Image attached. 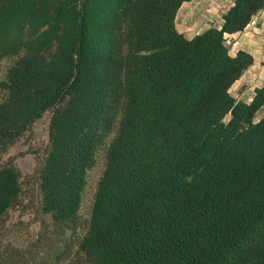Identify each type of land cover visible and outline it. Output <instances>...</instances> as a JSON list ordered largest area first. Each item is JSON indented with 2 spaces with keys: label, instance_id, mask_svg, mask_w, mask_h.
I'll list each match as a JSON object with an SVG mask.
<instances>
[{
  "label": "trees",
  "instance_id": "16d2710c",
  "mask_svg": "<svg viewBox=\"0 0 264 264\" xmlns=\"http://www.w3.org/2000/svg\"><path fill=\"white\" fill-rule=\"evenodd\" d=\"M184 1L0 0V264H62L75 246L87 264H264V84L230 91L253 62L232 35L264 0H233L190 38ZM46 111L23 175L3 155ZM20 205L32 218L9 224Z\"/></svg>",
  "mask_w": 264,
  "mask_h": 264
},
{
  "label": "rangeland",
  "instance_id": "374dc122",
  "mask_svg": "<svg viewBox=\"0 0 264 264\" xmlns=\"http://www.w3.org/2000/svg\"><path fill=\"white\" fill-rule=\"evenodd\" d=\"M230 41V40H229ZM231 43V42H230ZM232 52V51H231ZM9 59L0 60V79L3 77L6 68L10 64ZM246 76V75H245ZM247 77V76H246ZM245 78V77H243ZM248 78L242 79L236 87L231 86V93L240 97V92H238L239 86L243 83L244 89H248L250 84H248ZM258 86L261 84L255 83L253 86ZM237 90H236V89ZM263 109L260 108L257 111L256 117L264 114ZM51 116V111H46L40 118L36 119L31 128L26 131L12 146H10L5 154L3 155L4 159L8 157H13L16 165L19 167L23 175L31 174L34 171L37 161L41 160L44 154L45 145L48 140V123ZM105 158L104 150L101 149L96 156L95 165L87 171V183L82 198L79 214L82 218V225L78 232L83 234L90 216V210L93 202V196L97 181L104 169ZM27 202V199L24 200V203ZM33 214L30 210L22 212V206L18 208H13L9 211V224L14 223L18 220L28 221L32 218ZM39 228V224L32 222L29 228L30 235H34ZM19 232V231H18ZM23 236V235H22ZM62 264H87L82 258L81 254L77 251L75 246L71 254Z\"/></svg>",
  "mask_w": 264,
  "mask_h": 264
},
{
  "label": "crops",
  "instance_id": "0c3cea01",
  "mask_svg": "<svg viewBox=\"0 0 264 264\" xmlns=\"http://www.w3.org/2000/svg\"><path fill=\"white\" fill-rule=\"evenodd\" d=\"M233 0H190L184 1L179 7L175 25L178 31L185 37L190 38L209 25L220 26L221 16L231 5ZM233 41L230 43V51L244 49L253 56L252 64L234 82V87L242 79L248 78V89H244L242 83L238 89L239 99L249 101L252 97L253 84H264V8L261 9L252 20L238 34H233ZM247 77H246V76ZM245 77V78H243ZM232 85V86H233ZM257 86V85H256ZM236 89V88H235ZM237 90V89H236ZM264 111V105L261 107Z\"/></svg>",
  "mask_w": 264,
  "mask_h": 264
}]
</instances>
